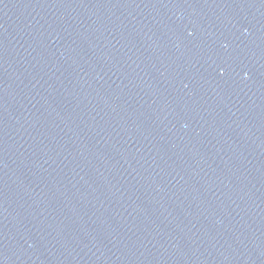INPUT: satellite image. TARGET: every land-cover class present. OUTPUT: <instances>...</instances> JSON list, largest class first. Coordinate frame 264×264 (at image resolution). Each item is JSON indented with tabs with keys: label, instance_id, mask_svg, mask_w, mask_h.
I'll list each match as a JSON object with an SVG mask.
<instances>
[{
	"label": "water",
	"instance_id": "1",
	"mask_svg": "<svg viewBox=\"0 0 264 264\" xmlns=\"http://www.w3.org/2000/svg\"><path fill=\"white\" fill-rule=\"evenodd\" d=\"M0 264H264V0H0Z\"/></svg>",
	"mask_w": 264,
	"mask_h": 264
},
{
	"label": "clouds",
	"instance_id": "2",
	"mask_svg": "<svg viewBox=\"0 0 264 264\" xmlns=\"http://www.w3.org/2000/svg\"><path fill=\"white\" fill-rule=\"evenodd\" d=\"M189 35H191V33H189Z\"/></svg>",
	"mask_w": 264,
	"mask_h": 264
}]
</instances>
